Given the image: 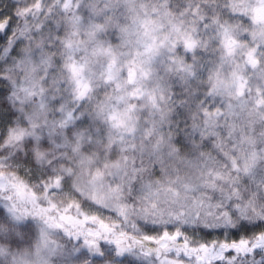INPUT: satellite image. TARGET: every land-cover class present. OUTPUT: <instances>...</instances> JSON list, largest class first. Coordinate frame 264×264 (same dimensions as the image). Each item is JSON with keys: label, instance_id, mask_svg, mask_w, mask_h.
Instances as JSON below:
<instances>
[{"label": "snow or ice", "instance_id": "6c2138e0", "mask_svg": "<svg viewBox=\"0 0 264 264\" xmlns=\"http://www.w3.org/2000/svg\"><path fill=\"white\" fill-rule=\"evenodd\" d=\"M0 204L64 264H264V0H0Z\"/></svg>", "mask_w": 264, "mask_h": 264}, {"label": "rangeland", "instance_id": "374dc122", "mask_svg": "<svg viewBox=\"0 0 264 264\" xmlns=\"http://www.w3.org/2000/svg\"><path fill=\"white\" fill-rule=\"evenodd\" d=\"M0 209H3L2 204ZM0 236L9 238L4 232H0ZM11 236L15 237L18 244L0 243V264H64L67 246L62 237L48 235V243H45L33 218L27 217L22 223L12 224ZM130 256L139 259L132 254Z\"/></svg>", "mask_w": 264, "mask_h": 264}, {"label": "trees", "instance_id": "16d2710c", "mask_svg": "<svg viewBox=\"0 0 264 264\" xmlns=\"http://www.w3.org/2000/svg\"><path fill=\"white\" fill-rule=\"evenodd\" d=\"M31 218H32V217H31ZM50 235H56V236L59 235V236L62 237V234H56V231H55V230H53L52 234H50ZM56 236H55V237H56ZM129 255H131V254H129ZM130 258H132V257L130 256Z\"/></svg>", "mask_w": 264, "mask_h": 264}]
</instances>
